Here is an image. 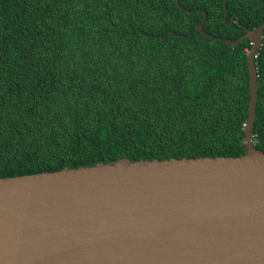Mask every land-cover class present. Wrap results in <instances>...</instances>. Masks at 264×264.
Masks as SVG:
<instances>
[{
    "label": "trees",
    "instance_id": "trees-1",
    "mask_svg": "<svg viewBox=\"0 0 264 264\" xmlns=\"http://www.w3.org/2000/svg\"><path fill=\"white\" fill-rule=\"evenodd\" d=\"M181 4L216 36L264 22V0H228L226 20L224 0ZM203 17L177 0H0V177L244 154L252 41L207 37ZM255 60L264 151V31Z\"/></svg>",
    "mask_w": 264,
    "mask_h": 264
},
{
    "label": "water",
    "instance_id": "water-1",
    "mask_svg": "<svg viewBox=\"0 0 264 264\" xmlns=\"http://www.w3.org/2000/svg\"><path fill=\"white\" fill-rule=\"evenodd\" d=\"M177 4L204 13L196 27L207 37L252 41L246 152L0 177V264H264V151L253 133L264 22L238 38L216 36L205 9Z\"/></svg>",
    "mask_w": 264,
    "mask_h": 264
}]
</instances>
